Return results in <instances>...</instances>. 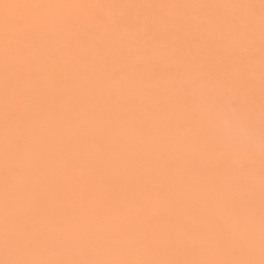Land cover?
I'll return each instance as SVG.
<instances>
[{
    "label": "snow or ice",
    "instance_id": "1",
    "mask_svg": "<svg viewBox=\"0 0 264 264\" xmlns=\"http://www.w3.org/2000/svg\"><path fill=\"white\" fill-rule=\"evenodd\" d=\"M0 264H264V0H0Z\"/></svg>",
    "mask_w": 264,
    "mask_h": 264
}]
</instances>
